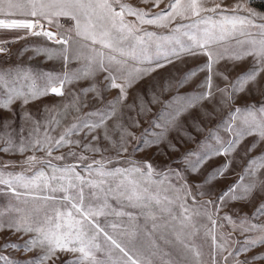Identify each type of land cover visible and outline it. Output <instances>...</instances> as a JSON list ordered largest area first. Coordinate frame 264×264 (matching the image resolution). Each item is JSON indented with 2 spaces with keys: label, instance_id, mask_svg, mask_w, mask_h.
<instances>
[{
  "label": "snow or ice",
  "instance_id": "1",
  "mask_svg": "<svg viewBox=\"0 0 264 264\" xmlns=\"http://www.w3.org/2000/svg\"><path fill=\"white\" fill-rule=\"evenodd\" d=\"M142 3L152 4V9L144 10L126 3L121 0H0V29L4 30H26L24 36L43 37L47 41L61 45L59 49H44L49 58L52 55H58L65 61L68 59V51L73 46V42H83V47L89 49L90 55L86 57L87 63L78 72L71 76H54L51 73L45 74L46 83L42 89L33 86L28 92L22 91L15 87L22 78L25 80L34 77L29 71L23 73L0 72V85H3L5 99L0 101V109L11 110V105L20 100L26 105L31 101L39 99L42 96L53 94L56 96L64 95V87L66 84L78 81L90 76L94 77L99 72L106 73L105 87L103 91L118 89V97L109 103V111H97L89 113L91 117L96 115L98 120L84 119L79 124H73L66 132L62 133L59 138H54L45 126L41 138V122L32 120L33 127L25 134L23 125L19 130L12 129L5 131L0 135V141L3 147H0V153L12 155H24L26 152H32L33 155L27 156L22 162H4L0 161V185L6 186L5 190L10 191L12 195L21 203L27 204L31 201L54 202L52 214L45 213L41 217H34L26 212L24 208L15 207L0 211V232L11 231L13 233L31 234L29 240L21 248L19 244H5L0 249V264H15V261L2 254L9 247L18 251L31 252L39 249L41 255L29 264H49V261L58 259L57 252L79 253L74 259L67 264H188V258L181 253L178 258H173L169 251L161 247L160 241L165 245L181 244L183 249L191 252L196 259V264H200V251L194 245L186 243L181 239L179 233L175 234V240H169L163 234L153 239L152 233H147V242L138 239V231L136 229H124L117 223L111 225H103L97 218L108 215L105 211L109 207L107 196L109 193L125 196L129 205L132 207H146L149 203L155 202L160 205L161 212L171 213V205L175 201H180V206L184 207V198L190 194V188L184 180L183 173L179 170H168L162 174L163 179L156 181L163 184L168 181L166 187L151 190L147 187V181L143 184L132 177L133 173L141 176L151 177L152 165L146 163L145 171L140 166H134L129 169H106L105 164L111 162V158L101 160H90L84 164L83 171L87 176H83L76 169L79 163L84 162L87 157L82 153L69 151V156H75L78 163L58 166L53 161L65 159L64 156H54V151L70 146L78 147L80 142L72 140L71 136L78 134L85 129V138L96 129L102 127L106 119L110 118L116 111L117 106L127 98L128 89L131 88L138 78L149 74L154 70L153 67H128V59L139 60L143 62L148 60L147 55L149 47L153 44L157 53H162L163 58L171 62L170 57L180 58L181 53L189 55L196 54V49H200L204 54L213 59V51L207 47L216 40H224L227 37H244L246 39L237 40L238 44H249V48H245L238 53L233 54L230 59L240 60L246 56H253L259 64L258 68L253 69L251 73L246 74L243 78H239L233 85L232 91L227 88L219 89L221 103L231 105L234 102L236 91H243L244 86L249 82H255L256 77L261 71H264V14L257 13L248 7L247 4L238 3L233 5L231 9H222L220 4H216L212 8L204 7L199 0H169L165 8L159 12L154 9L159 7L163 0H141ZM220 9V11H217ZM202 12L214 13V16H202ZM135 17L134 21L127 20L126 17ZM59 17H68L74 21L72 28L63 32H53L46 30L48 28L59 26ZM191 17H200V19L192 20L188 24H178L171 30L168 36H157L152 31H142V25H155L157 27H167L176 18L186 19ZM34 18V19H33ZM206 25L204 28L199 26ZM181 29L188 31L181 32ZM192 29L197 31L193 32ZM185 36L191 44L185 45L181 43L180 36ZM259 38H251L253 36ZM23 38V36L19 37ZM77 38H80L79 40ZM129 40L130 43L124 47L122 42ZM175 40L180 46L165 50L160 41ZM90 42V43H88ZM6 42L0 41V53L6 52L3 46ZM100 45V48L95 47ZM104 49L110 50L107 54ZM36 51H41L36 49ZM119 54V57L115 55ZM82 54L77 50L76 59ZM220 55L215 57L216 61L221 59ZM159 66H162L159 65ZM189 75H195L191 73ZM227 79V77H224ZM187 79V76L185 77ZM10 80L12 81L10 83ZM208 91L197 97L194 102L182 105L173 112H167V105L162 109L164 115L157 116V123L154 127H159L162 131L157 136L153 144L163 143L168 133L172 131H182L181 117L191 107H195L200 100L208 99L214 95L211 91V77L208 78L206 84ZM100 89L93 86L83 89L84 95L88 92H96L99 97ZM153 103H164L158 97H153ZM128 107H132L129 105ZM146 110L141 104L140 113L144 114ZM241 109L236 108L231 118L225 125V131L231 133V138L223 140L220 136L211 133L220 144L218 148H209L203 155L198 152L185 153L181 160L186 165V171L196 174L207 160L219 156H231L240 145V142L248 136L257 135L259 141L264 142V108L259 109V113L255 109L246 110V115L242 118V123H236L237 114ZM210 115V114H209ZM22 120L32 119L28 113L21 116ZM163 121V123H160ZM138 126V123H137ZM9 125L5 124V128ZM197 130H202L197 126ZM188 139H194L190 133H183ZM125 136L134 137L133 133L124 129L118 145L113 141V145L117 147V152H127ZM105 139H109L107 131H105ZM98 136H93V140H98ZM256 142L249 146L245 151V155L255 149ZM200 147H208L207 145H198ZM85 151L99 153L101 149L93 147L91 143L83 146ZM170 150L177 151L175 145L169 144ZM37 152L44 155L38 156ZM195 157V159H193ZM19 164L20 172L7 171L9 167ZM231 160L226 159L224 163L209 176V181L223 176L229 169ZM264 168V162H257L255 159L249 160L246 170L251 172L252 166ZM39 166V167H38ZM95 166V167H94ZM31 172V175L26 173ZM172 179L179 181V188L170 183ZM127 182V186L125 185ZM240 181L229 186L218 197L216 202L207 201L202 207L205 209L209 205H213L216 213L219 212L223 203L232 199H259L254 216L264 217V179L254 180L253 182L243 186V192L238 193L237 185ZM85 188H88L87 197ZM24 191H20V190ZM168 191L173 192L169 196ZM62 195L56 196L55 193ZM163 193V194H162ZM182 193V194H181ZM203 195V193H198ZM195 202V195H193ZM9 212H15L17 215H9ZM187 213V208H185ZM118 216L128 215L132 219L131 213L116 212ZM208 219L212 225H216L214 213H207ZM175 218V217H173ZM184 219H188L187 215ZM222 219L232 222L230 216H224ZM183 220L181 227H183ZM240 230L243 232H257L258 237L249 238L245 241L246 247L241 252H247L251 247L257 245L264 247V224L251 223L250 219L245 218L240 221ZM113 231L110 232L107 228ZM156 225L153 224V229ZM223 227V225H221ZM120 228L118 233L115 232ZM235 230V228H234ZM115 233V234H114ZM210 235L211 230H210ZM122 237H127L123 239ZM215 242L216 237L212 235ZM222 243L216 244L211 252L213 264H217L216 249L221 253V259L226 264H264V255L254 256L251 260L245 258L238 259L239 253H234L228 248V239L222 237ZM102 244L104 245L102 247ZM228 251V256L222 253ZM97 253H103L104 259H98ZM229 256L231 261H229Z\"/></svg>",
  "mask_w": 264,
  "mask_h": 264
},
{
  "label": "rangeland",
  "instance_id": "2",
  "mask_svg": "<svg viewBox=\"0 0 264 264\" xmlns=\"http://www.w3.org/2000/svg\"><path fill=\"white\" fill-rule=\"evenodd\" d=\"M135 7L144 10L152 9L151 2L142 3L141 0H121ZM204 7L212 8L216 4H220L222 9H231L233 5L238 3L247 4L249 8L255 10L257 13L264 14V0H199ZM169 0H163L159 7L155 8V12H159L165 8ZM220 11V9H217ZM202 16H214L211 12H202ZM34 19V18H33ZM127 20L134 21L135 17H126ZM200 19V17H191L186 19L176 18L167 27H157L155 25H142V31H152L157 36H168L171 30L176 25L184 23H191L192 20ZM59 26L48 28L46 30L53 32H63L70 29L74 25V21L68 17H59ZM201 29L206 25L201 24ZM26 30H4L0 29V41H5L3 45L7 51L0 53V72L23 73L29 71L34 80L21 79L14 86L20 88L24 92H28L33 86L42 89L46 83L45 74L51 73L54 76H71L72 74L81 70L87 63L86 57L90 53L89 49L83 47V42L75 43L68 51V59L65 61L62 57L53 54L50 59L44 49H59L62 46L54 44L51 41L45 40L43 37L24 36ZM188 31V29H181V32ZM191 31L195 32L196 29ZM23 36V38H19ZM251 38L258 39V36ZM78 40L80 38H77ZM246 39L244 37H227L224 40H216L207 47L213 51V59L210 60L209 56L204 54L200 49H196V54L189 55L181 53L179 59L170 57L168 60L163 58L162 53H157L154 44L149 47L147 55L148 60L140 62L139 60L128 59V67H138L143 69L145 67H153L154 70L149 74L137 79L136 83L128 89L127 98L122 101L121 105L117 106L116 111L110 118L106 119L104 125L85 138L84 131L71 136L72 140H78L80 145L78 147L66 146L59 151H54V156H64L65 159L60 161H53L58 166H65L68 164L78 163L75 156H69V151L82 153L87 159L79 163L77 171L81 175L87 176L83 171L84 164L90 160H101L104 158H111L110 163L105 164L106 169H129L134 166H140L142 171H145L144 166L146 163L152 165L151 177L141 176L140 174L133 173L132 177L142 184L147 181V187L151 190L164 188L169 183L165 181L163 184H158L156 181L163 179L162 174L168 170H179L183 173L184 180L190 188V194L184 198V207L180 206V201H175L171 205V213L161 212L160 205L155 202L149 203L146 207H132L129 205L125 196L109 193L107 202L109 207L105 209L108 215L100 216L97 219L103 225H111L117 223L124 229L138 231V239L147 242V233H152V238L155 239L160 235L166 236L169 240H175V234L179 233L181 239L186 243L194 245L200 251L199 257L200 264H213L211 252L216 244L222 243V237L228 239V248L230 251L238 254L239 260L245 258L251 260L254 256L264 255V247L255 246L251 247L247 252L240 250L246 247L245 241L249 238L258 237L257 232H243L240 230V221L248 218L251 223L264 224V217L254 216L255 209L260 203L257 199H232L223 203L218 213H216L213 205H209L207 209L202 207L207 201L216 202L218 197L229 186L240 181L237 185L238 193L243 192V186L247 185L254 180L264 179V168H258L256 165L252 166L251 172L246 170V165L249 160L255 159L257 162H264V142L259 141L257 135L246 137L240 142L237 150L231 156L213 157L207 160L200 171L196 174H191L186 171V165L181 160L185 153L198 152L203 155L209 148H218L220 144L210 135L220 136L223 140L231 138V133L225 131V125L231 118L232 112L239 108L241 112L237 114L236 123H242L243 116L246 115V110L255 109L259 113V109L264 108V71H261L256 77L255 82L249 81L243 91H236L234 102L231 105L221 103V93L216 91L217 88L225 89L229 92L232 91V85L239 79L243 78L246 74L251 73L253 69L258 68V61L253 56H246L240 60L230 59V57L240 52L250 45L238 44L237 40ZM181 43L188 45L192 42L185 36H180ZM90 43V42H88ZM130 43L129 40L122 42L121 46L126 47ZM165 50L179 48L180 46L175 40L160 41ZM95 47L100 48V45ZM40 49L41 51H36ZM77 50L82 54L79 59H76ZM106 54L110 51L103 50ZM118 58L119 54L115 53ZM220 55L222 58L216 61L215 57ZM162 66H159L161 65ZM195 73V75H189ZM104 72L97 73L94 77L83 78L78 81L68 83L64 87V95L56 96L48 94L40 97L34 101L24 105L20 100L15 101L10 107L11 110L0 109V135L5 131L12 129L19 130L23 125L25 134L33 127L32 120L41 122V138L45 126L48 128L49 133L54 138L66 132L73 124H79L84 119H91L96 121L98 116H88L89 113H96L97 111H109V103L114 101L118 95V89L103 91L105 84ZM187 76V79L185 77ZM211 77V91L214 95L208 99L200 100L196 103L195 107L189 108L181 117L182 131H172L168 133L166 140L163 143L153 144L159 133L162 131L159 127H154L157 123V116L164 115L162 109L167 105V112H173L182 105L194 102L195 99L201 94L208 91L206 84L208 78ZM224 77H227L225 79ZM12 81L10 80V83ZM100 89L99 97L96 92H88L84 95L82 90L93 86ZM0 85V89H3ZM158 97L164 103H153V97ZM5 99L3 92L0 91V101ZM141 104L146 111L144 114L140 113ZM131 105L132 107H128ZM28 113L32 119L22 120L21 116ZM210 114V115H209ZM138 123V126H137ZM163 123V121H160ZM5 124L9 127L5 128ZM199 126L202 130H197ZM124 129L133 133L132 136H125L127 152H117L116 145L120 142V136ZM105 131L109 139H105ZM183 133H190L194 139H188ZM93 136H98V140H93ZM253 142H256L255 149L245 155V151ZM91 143L93 147L101 149L99 153H92L85 151L83 146ZM169 144L175 145L177 151L170 150ZM198 145H207L208 147H200ZM3 142L0 141V147H3ZM33 155L32 152H26L24 155H12L0 153V161L4 162H22L27 156ZM36 155L42 156L44 153L37 152ZM195 159V157H193ZM226 159L231 160L228 171L221 177L209 181V176L218 169ZM39 167V166H38ZM95 167V166H94ZM7 171L20 172L21 166L16 164L9 167ZM31 175V172L26 173ZM170 183L179 188V181L172 179ZM127 186V182H125ZM6 186L0 185V211L8 208L21 207L34 217H41L45 213L52 214L54 202L47 203L42 201H31L27 204L21 203L17 200L10 191L5 190ZM24 191V190H20ZM89 189L85 188V195L87 197ZM198 193H203L199 195ZM163 194V193H162ZM169 196L173 192L168 191ZM182 194V193H181ZM56 196L62 195L55 193ZM193 195H195V202H193ZM187 208V213H185ZM116 212L131 213L132 219L128 215L118 216ZM207 213H214L216 225L213 226L208 219ZM9 215H17L15 212H9ZM187 215L188 219H184ZM224 216H230L232 222L222 219ZM175 217V218H173ZM183 220V227L181 221ZM156 227L153 229V224ZM223 225V227H221ZM235 228V230H234ZM108 231L113 230L108 227ZM215 235V242L212 235ZM120 228L115 230L116 233ZM115 234V233H114ZM31 234L25 235L22 233H13L11 231L0 232V249L5 244H19L21 248L29 240ZM126 239L127 237H122ZM161 247L169 251L173 258H178L181 253L188 258V264H196V259L192 256L191 252L183 249L181 244L165 245L160 241ZM104 245L102 244V247ZM3 255L15 261V264H29V261L35 260L41 255L39 249L31 252L18 251L9 247L6 251L2 252ZM58 259L49 261V264H67L70 260L74 259L79 253L73 254L68 252H57ZM223 256H228V251L222 253ZM97 258L103 260L104 254L97 253ZM217 264H226L221 259L219 249H216ZM229 261L231 257L229 256ZM259 264V262H256Z\"/></svg>",
  "mask_w": 264,
  "mask_h": 264
},
{
  "label": "built area",
  "instance_id": "3",
  "mask_svg": "<svg viewBox=\"0 0 264 264\" xmlns=\"http://www.w3.org/2000/svg\"><path fill=\"white\" fill-rule=\"evenodd\" d=\"M46 29V28H45Z\"/></svg>",
  "mask_w": 264,
  "mask_h": 264
}]
</instances>
